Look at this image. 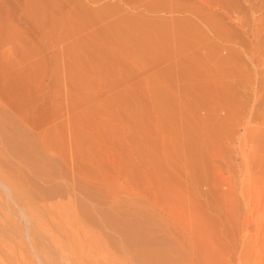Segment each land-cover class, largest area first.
Masks as SVG:
<instances>
[{"label": "rangeland", "instance_id": "1", "mask_svg": "<svg viewBox=\"0 0 264 264\" xmlns=\"http://www.w3.org/2000/svg\"><path fill=\"white\" fill-rule=\"evenodd\" d=\"M0 173L71 264H264V0H0Z\"/></svg>", "mask_w": 264, "mask_h": 264}, {"label": "clouds", "instance_id": "2", "mask_svg": "<svg viewBox=\"0 0 264 264\" xmlns=\"http://www.w3.org/2000/svg\"><path fill=\"white\" fill-rule=\"evenodd\" d=\"M0 221L11 223L20 250L28 264H71L69 257L61 253L53 257L48 242L38 224L37 211L30 196L12 177L0 173Z\"/></svg>", "mask_w": 264, "mask_h": 264}, {"label": "bare ground", "instance_id": "3", "mask_svg": "<svg viewBox=\"0 0 264 264\" xmlns=\"http://www.w3.org/2000/svg\"><path fill=\"white\" fill-rule=\"evenodd\" d=\"M220 3V2H219ZM224 3H225V1H224ZM229 3V2H228ZM231 4V3H230ZM211 5V4H210ZM213 5V4H212ZM223 5V4H222ZM227 9V8H226ZM230 9V8H229ZM230 10H232V9H230ZM224 12V11H223ZM233 13V12H232ZM225 18V17H224ZM223 24V23H222ZM210 28H211V26H210ZM211 31V30H210ZM216 31V30H215ZM228 41V40H227ZM85 207V206H84ZM86 207H87V205H86ZM88 210V209H87ZM91 210V209H90ZM90 212V211H89ZM81 214V213H80ZM83 215V214H82ZM88 217V216H87ZM85 218V217H84ZM87 219V218H86ZM89 219V221H90V218H88ZM87 219V220H88ZM86 221V220H85ZM91 225H92V223H91ZM93 225H97V223L95 224V223H93ZM101 230V229H100ZM103 234V233H102ZM188 242V241H187ZM189 243V242H188ZM189 246V245H188ZM187 253H189V252H187ZM187 255V254H186ZM189 256V255H188ZM189 262V261H188Z\"/></svg>", "mask_w": 264, "mask_h": 264}]
</instances>
